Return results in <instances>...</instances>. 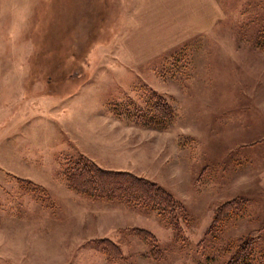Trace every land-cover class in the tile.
<instances>
[{
  "label": "rangeland",
  "instance_id": "rangeland-1",
  "mask_svg": "<svg viewBox=\"0 0 264 264\" xmlns=\"http://www.w3.org/2000/svg\"><path fill=\"white\" fill-rule=\"evenodd\" d=\"M212 3L184 33L192 0H0V264H228L252 240L261 262L264 0ZM78 158L155 182L174 219L72 190Z\"/></svg>",
  "mask_w": 264,
  "mask_h": 264
},
{
  "label": "trees",
  "instance_id": "trees-1",
  "mask_svg": "<svg viewBox=\"0 0 264 264\" xmlns=\"http://www.w3.org/2000/svg\"><path fill=\"white\" fill-rule=\"evenodd\" d=\"M62 174L69 188L88 198L142 205L155 210L160 216L166 215L170 222L174 219V212L178 206L176 201L170 193L153 181L126 171L106 170L82 158L68 161ZM237 208L238 206L232 203L222 208L223 210L219 209L215 221L217 218L224 217L228 210ZM225 210L227 212L223 214ZM143 233L149 234L145 231ZM252 255L253 240L248 245L239 247L228 264H250ZM260 257L259 264H264V250Z\"/></svg>",
  "mask_w": 264,
  "mask_h": 264
},
{
  "label": "crops",
  "instance_id": "crops-1",
  "mask_svg": "<svg viewBox=\"0 0 264 264\" xmlns=\"http://www.w3.org/2000/svg\"><path fill=\"white\" fill-rule=\"evenodd\" d=\"M187 13H189L187 15L188 16L190 15V17H187V19L185 21L187 23V25L184 26L182 28V30H185L184 33H188V32L198 33L200 30L204 29L206 23H211L212 21L214 22V20L219 17L220 10L216 5H214V3H212V0H192V4L189 5V9H187ZM180 15H182V14H180ZM132 19H135V15H134V17L132 15ZM206 19H207V21H206ZM162 33H163V31L159 34V37H160L159 40H155V39L150 38V39L146 40L145 42L147 44H149V43H166L167 40L162 39V36H161ZM170 33L171 32H169V34ZM136 34H140V32H138ZM132 36L134 37L135 34ZM163 38H164V36H163ZM189 38H190L189 35L183 36V37H180L179 40L176 39V42L180 43V42H183V40H187ZM136 56H138V54L136 52L131 51L128 53L127 57L134 60V58H136ZM6 241H7V239H6ZM6 246H8L7 243H6Z\"/></svg>",
  "mask_w": 264,
  "mask_h": 264
}]
</instances>
